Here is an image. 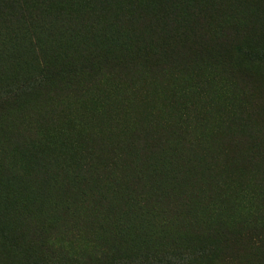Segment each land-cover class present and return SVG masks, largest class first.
Returning <instances> with one entry per match:
<instances>
[{
  "label": "trees",
  "instance_id": "trees-1",
  "mask_svg": "<svg viewBox=\"0 0 264 264\" xmlns=\"http://www.w3.org/2000/svg\"><path fill=\"white\" fill-rule=\"evenodd\" d=\"M54 1L0 0V139H9L6 144H10L16 138L20 143L17 147L30 154L31 160L28 167L15 169L7 162L9 157L0 155V206L21 218L23 224V230L15 232L16 237H6L1 226L4 214L0 212V236L3 235L0 238L4 244L14 248L36 244L45 257L64 253L81 261L93 257L108 264H222L220 261L227 256V261H233L234 256L229 255L237 249L232 237H239L240 232L186 222L196 202L207 197L205 193L209 191V196H213L218 192L225 174L213 165V152L206 150L205 140L197 134L196 126L188 124L183 116L168 112L147 118L139 111L133 113L136 120L129 121L126 127L122 124V115L127 114L134 102L140 101L138 84L151 68L170 74L171 70H178L182 54L188 55L189 51L192 56L201 54L183 43L158 47L156 38L170 29L174 33L181 29L194 39L200 24L211 23L214 9L207 12V0H155V3L153 0L156 6L149 8L141 0ZM50 3L55 5L48 7L46 4ZM198 32H204L206 39L211 37L205 28ZM218 32L219 38H224L233 31L223 27ZM230 59L236 72L246 66L251 72H264V48L254 47L250 42L236 44ZM105 79L112 83L110 90L116 89L118 93L114 108L117 129L110 126L89 130L82 137L86 148L70 157L63 171L55 166L54 147L42 149L41 143H34V138L38 139L51 122V110L42 113L37 122L17 113V129L10 132L11 122L5 109L18 91L32 90L34 94L36 90L43 95L40 101L52 100L58 106L66 104L67 98L86 94L94 84ZM26 98L25 94L16 96L14 102L21 106ZM110 107L108 102L106 109ZM222 127L229 132L234 125L225 123ZM232 131L225 138L231 154L237 158L243 155L239 150L240 139L250 138L254 129L247 125ZM255 148L252 155L261 157L258 146ZM33 150H40L34 160ZM239 164L234 163L235 167ZM255 175L264 180V172ZM52 179L59 180H54L55 185L63 192H52ZM53 193L65 205L59 206L62 210L55 218L47 216L50 211L40 197L47 198ZM13 194L28 200L19 203L11 199ZM72 204L90 206V216L85 217L87 214L82 210L78 212L82 222L90 217L114 215L110 222L114 225L108 227L110 239L87 235L92 241L88 248H75L69 243L68 235L78 238V233L65 232L60 239L48 240L45 235L51 227L64 231L75 227L79 218L71 209ZM31 208L45 218L58 221L53 225L52 220L44 223ZM116 216L123 220H116ZM137 219L144 221L143 230L157 225L161 230L171 231L166 232V243L173 246L167 249L160 246L166 243L156 245L154 241L160 235L149 233L144 247L131 248L130 240L140 241L135 235L140 238L147 235L135 222ZM132 225L138 229V233L133 232L134 236ZM126 227H129L126 232L122 231ZM254 230L263 231L253 246L257 258L261 259L264 226L244 223L243 231ZM24 251L32 254L31 250Z\"/></svg>",
  "mask_w": 264,
  "mask_h": 264
},
{
  "label": "rangeland",
  "instance_id": "rangeland-1",
  "mask_svg": "<svg viewBox=\"0 0 264 264\" xmlns=\"http://www.w3.org/2000/svg\"><path fill=\"white\" fill-rule=\"evenodd\" d=\"M56 2L58 3L57 0L54 1V3ZM141 2L148 8L156 6L153 4V0H141ZM54 3L53 5H55ZM50 4L46 5L52 7V3ZM206 4L209 8L207 12L213 8L215 15L212 16L209 25L200 24L197 27V37L192 39L189 32L182 33V30L179 29L177 33H174L170 29L167 33L157 37L155 41L158 47H173L178 43H183L191 49H198L201 54L192 56L190 51L187 52L188 55L182 54L179 58L181 63L178 70H171L170 74L162 73L154 67L151 68V60H149V70L150 68L151 70L138 84L141 89L139 91L140 101L134 102L133 107L131 106L132 108L127 110V114L122 115V124L126 127L129 121L136 120L137 116L133 113L139 111L144 113L147 118L164 115L168 112L176 116H183L188 120V124L191 122L190 125L196 126L197 134L203 136L205 140L206 150L213 152V165L217 169L225 171V174L218 192L213 196H209V191L205 193L207 197L196 202V208L189 211L190 214L186 217V222L191 225L202 223V226H219L224 230L231 229L235 233L240 232L239 237H232V243L237 251L229 256H234V260L227 261V256L220 261L222 264H264V251L261 252V260L257 258V253L253 250L255 241L260 238L263 231H243L246 221L255 227L264 226V217L262 216L264 212V180L260 181L255 175L256 172L260 174L264 172V72H251L248 66L240 72H236L234 66L230 64L232 50L238 43L250 42L254 47L264 48V0H207ZM223 27H229L233 32L229 36L219 38L218 31ZM203 28L207 34L208 32L211 34L210 38L206 39L204 32L199 34L198 29L202 30ZM156 45L154 46L156 47ZM218 62L219 64H217ZM175 65L178 67V62ZM111 86L112 83L108 79L102 80L100 84H94L86 94L74 99L67 98L64 100L66 104L58 106H54L52 100L40 101L39 98L43 95L38 94L36 90L34 94L32 90L27 93L18 91L8 101L5 109L7 119L11 122L10 132H15L17 129L16 123L19 119L16 116L17 113L18 115L21 113L28 121L37 122L41 120L42 113L51 110L53 113V117L50 118L51 122L45 126L38 139L34 138V143H41L42 149L49 146L54 147L55 166L59 171H63L69 163V158L77 156L86 148L82 137L89 130L106 129L110 126H112L111 129H117L114 126L116 119L114 108L118 93L116 89L110 90ZM23 94L27 96L25 103L21 106L18 103L15 104V97ZM108 102L111 107L107 110ZM225 123L233 124L236 130L247 125L254 129L250 138L240 139L239 150L243 155H239L237 158L231 154L229 143L225 138L227 134L234 132L232 131L234 128L228 132L222 127ZM8 141L9 139L5 141L0 139V155L9 157L7 162L12 168L28 167L27 163H31L28 157L30 154H25V150L17 147L20 146V143L16 142V138L10 144H6ZM256 145L261 157L252 155ZM37 152L40 150L32 154L33 160ZM242 158L245 159L241 161ZM235 161L240 163L239 166L235 167ZM237 167H241V169L237 170ZM54 180L56 181V179L50 181V187L52 190L54 189L52 192H63L59 186L55 185ZM55 193L48 196L52 197L51 199L39 194L50 211L47 216L53 218L56 217V214L59 215L58 212L62 210L60 207L65 206L58 202ZM11 199H16L19 203L28 200L17 194L11 195ZM72 205L71 209L79 218H76L75 227L68 228L66 231L58 228L55 230L51 227L48 229L49 233L47 232L45 235L48 240L50 238L60 239L61 235L65 236V232L73 235L78 233V238L68 235L69 243L72 242L75 248L78 246L88 248L92 241L87 235L92 238L104 236L106 240L110 239L108 227L114 225L110 223L114 215L102 216L98 219L90 217L82 222V215L77 214L82 210L87 214L85 217L90 216V206ZM42 209L44 211L45 207L43 206ZM0 212L4 214L2 222L0 221L3 235L10 239L16 237L15 232L19 233L23 230L22 219L5 212L1 206ZM31 212L41 218L44 223L45 220H52L51 224L53 225V222L58 221L45 218V215L43 216L34 208H31ZM61 219L59 217V220ZM115 219L123 220L120 216H116ZM135 222L143 230L144 221L137 219ZM131 227V234L134 236L133 232L138 233V229L135 225ZM127 228L129 227L122 231L126 232ZM112 229L111 227L110 230ZM143 231L146 232V237L144 236L143 239L140 238V235H135L134 238H138L137 240L140 241L130 240L133 242L129 245L131 248L144 247L146 240L149 239V233L160 235L161 238L154 241L156 245L164 244L166 243V232L171 233L169 230H161V227L157 225H152L149 228L146 226ZM62 245L64 246L65 243L63 242ZM160 246L168 249L173 245L166 243ZM36 248V244H30L27 248H21L20 245L14 248L8 243L5 245L4 240L0 238V264H108L93 257H87L81 261L64 255V253L45 257L43 253H39L41 247ZM24 250H31L32 254H28Z\"/></svg>",
  "mask_w": 264,
  "mask_h": 264
}]
</instances>
